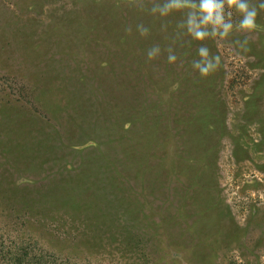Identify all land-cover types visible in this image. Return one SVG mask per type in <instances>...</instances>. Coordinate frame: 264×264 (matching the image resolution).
Returning a JSON list of instances; mask_svg holds the SVG:
<instances>
[{"label": "rangeland", "instance_id": "1", "mask_svg": "<svg viewBox=\"0 0 264 264\" xmlns=\"http://www.w3.org/2000/svg\"><path fill=\"white\" fill-rule=\"evenodd\" d=\"M134 4L0 0V231L94 241L92 264H264V11L199 42L177 38L183 13ZM201 43L221 57L208 77Z\"/></svg>", "mask_w": 264, "mask_h": 264}, {"label": "clouds", "instance_id": "2", "mask_svg": "<svg viewBox=\"0 0 264 264\" xmlns=\"http://www.w3.org/2000/svg\"><path fill=\"white\" fill-rule=\"evenodd\" d=\"M134 6L161 18L168 17L174 12L183 13V19L177 23V38L186 35L191 40L205 42L209 39L226 40L233 32L251 33L257 27L260 12L264 11V0H162V2L152 0L150 6L144 0H135ZM234 16L240 19L236 21ZM161 28L167 31V24H162ZM125 31L131 33V26L126 27ZM136 31L141 37L150 34V29L143 23L136 25ZM234 43L241 51H248L247 38L236 40ZM161 51L159 44H153L147 49V60L149 62L156 60ZM166 51L167 62L175 64L177 55L173 47L168 46ZM197 53L199 59L192 61V68L201 77L210 76L218 69L221 57L211 53L203 43L197 49Z\"/></svg>", "mask_w": 264, "mask_h": 264}, {"label": "trees", "instance_id": "3", "mask_svg": "<svg viewBox=\"0 0 264 264\" xmlns=\"http://www.w3.org/2000/svg\"><path fill=\"white\" fill-rule=\"evenodd\" d=\"M1 190L4 196L3 202L12 204V206L16 208L18 206H32L28 200H23V204H19V201H16L13 197V192H17L12 190L10 187H3ZM141 197H143L145 201L148 202L144 195L141 194ZM65 202L68 203V201ZM25 235L26 238H30V241L24 240L21 236L12 237V231L7 230L6 228L0 231V264H92V262L98 259L100 260L103 256H109V254L102 253V256L98 257L96 254L100 253L102 248H100L99 245L98 248L92 246L94 241L84 240L87 245L91 243L89 246H87L81 240H74L69 245L60 247L56 246L55 250L46 246L47 244L56 241V238L48 239L44 233H40L39 235L36 232H26ZM83 247L88 250L84 251ZM138 250H140V244L136 243L135 252ZM141 250L144 249L142 248ZM86 252L88 254H86ZM59 257H61V259ZM94 257L98 259H95ZM106 261V259L101 260L103 263Z\"/></svg>", "mask_w": 264, "mask_h": 264}]
</instances>
